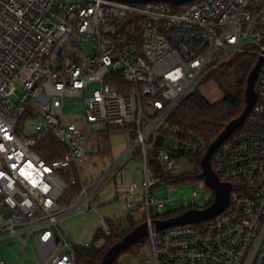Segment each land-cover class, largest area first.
<instances>
[{
  "label": "built area",
  "instance_id": "2783aa9c",
  "mask_svg": "<svg viewBox=\"0 0 264 264\" xmlns=\"http://www.w3.org/2000/svg\"><path fill=\"white\" fill-rule=\"evenodd\" d=\"M174 5L0 0V229L25 242L32 237L38 264H87L78 261L62 225L72 211L93 207L90 197L103 178L94 186L83 180L81 140L95 136L98 147L108 128L124 131L130 143L117 164L142 161L144 199L133 181L126 205L147 210L153 264H264V0H202L182 12ZM86 40L95 41L91 56L82 52ZM242 53L262 58L257 100L247 127L234 131L212 156L220 180L232 184L230 203L211 219L157 229L152 206L162 210L169 198L154 191L180 185L160 182L152 158L177 174L190 170L182 169L185 164L194 168L206 148L203 141L186 143L190 153L183 152L184 143L163 135L165 121L211 63L214 69ZM54 57L58 64L49 65ZM110 79H120L122 89ZM68 95L84 96L82 116L65 117ZM28 118L36 122L34 133L20 127ZM49 135L68 148L60 158L47 160L36 149ZM78 183L80 192L69 200ZM186 185H199L205 198L204 205L187 207L214 201L204 181ZM100 229L111 233L107 218Z\"/></svg>",
  "mask_w": 264,
  "mask_h": 264
},
{
  "label": "rangeland",
  "instance_id": "374dc122",
  "mask_svg": "<svg viewBox=\"0 0 264 264\" xmlns=\"http://www.w3.org/2000/svg\"><path fill=\"white\" fill-rule=\"evenodd\" d=\"M112 29L114 30L115 27H112ZM81 48L85 55L91 56L94 53L95 41L86 40L82 43ZM48 63L56 66L58 59L54 57ZM212 68L213 63L208 66L207 72L199 79L195 88L209 101L216 102L223 98L226 93L233 94L236 92L237 84L244 73L234 67L224 78L217 82L208 78V70ZM99 85V82L91 84L88 91L90 92ZM84 112V96L68 95L65 97V117L82 116ZM35 123L33 118H28L20 124V127L22 126L23 131L27 134L34 133L36 131ZM104 126L105 124H101L98 128L101 129ZM111 140L113 154L105 157L97 152L98 147L95 136L81 140L86 148V155L79 163L83 180L87 184H91V186H94L100 179L103 178V180L90 197L91 204L94 207L81 212L74 210L63 221L62 230L77 245L85 246L87 242H90V246L100 247L103 244V236L100 239H94V235L101 228L103 218H107L110 223L122 229L129 224V213L136 218L147 214L146 208L142 206L130 210L126 205V197L133 194L130 189L133 181L138 183L137 197L140 201L144 199L142 161L140 158H126L117 164L130 146V143L122 130H115L112 133ZM182 169L193 170V165L185 164ZM194 190L198 191L197 196L193 195ZM154 194L159 198H169L162 210H159L155 205L152 206L154 214L175 211L187 206H202L205 203L203 189L199 185L166 186L162 190L156 189ZM0 260L4 264H38L40 258L36 243L32 237H29L25 242L18 236L8 235L6 230L0 229ZM120 261L122 264H153L152 247L146 242L138 254L122 253Z\"/></svg>",
  "mask_w": 264,
  "mask_h": 264
},
{
  "label": "trees",
  "instance_id": "16d2710c",
  "mask_svg": "<svg viewBox=\"0 0 264 264\" xmlns=\"http://www.w3.org/2000/svg\"><path fill=\"white\" fill-rule=\"evenodd\" d=\"M202 0H194L184 4H175L174 10L177 12H182L189 8L192 4L198 3ZM257 62V56L242 53L236 54L229 58L228 60L221 63L218 67L212 69L209 73L208 78L214 79L219 82L224 78L228 72L236 67L243 71V76L237 84L236 92L233 94L226 93L223 98L216 102L209 101L199 90H195L189 95H187L168 115L164 128L162 130L163 135H169L173 138L180 140L184 143L183 152L190 153V147L186 145L194 144L199 142L205 143V150L196 155L197 162L193 170H185L177 174H170L164 168L160 166L156 158H152L151 164L156 171V176L160 178V182L168 184H191L199 181H204V176L202 174L201 159L206 152L208 146L219 136L223 131L225 126L233 119L238 117L246 106V88H247V77L250 71L253 69ZM111 84L122 89V81L120 79L108 80ZM247 127V123H244L235 132L243 130ZM115 129L108 128L105 131H101L99 141H98V153L101 156H111L113 154L112 145V133ZM163 138V137H161ZM38 153L47 160H53L60 158L67 151L68 148L60 139L49 135L41 137L36 145ZM77 175V174H76ZM78 176V175H77ZM80 183L73 186V190L69 195V200H71L74 194L80 192ZM210 189V187L207 186ZM189 208L185 207L183 209L168 211L161 214H154L152 212V217L155 219H166L180 215L185 210ZM147 214L141 217H135L129 213L128 221L129 224L125 228H118L112 223H110L111 233L104 234L101 229H98L97 233L94 235V239H100L104 237V242L100 247L97 246H84L75 244V249L80 263L87 264H101L104 256L116 242L121 240L127 233L132 231L136 226L146 221ZM146 243V238L140 239L139 241L131 244L129 247L124 249L112 264H122L120 261V255L122 253L138 254L141 247Z\"/></svg>",
  "mask_w": 264,
  "mask_h": 264
},
{
  "label": "water",
  "instance_id": "95a60500",
  "mask_svg": "<svg viewBox=\"0 0 264 264\" xmlns=\"http://www.w3.org/2000/svg\"><path fill=\"white\" fill-rule=\"evenodd\" d=\"M130 3H148L154 1H165L172 4H184L194 0H119ZM262 64V58H260L253 69L250 71L247 77L246 88V106L242 113L231 120L219 134V136L208 146L206 152L201 159L202 174L205 179V183L210 187L214 193V201L204 208H189L180 215L166 218V219H154L153 222L157 229H164L174 225H182L194 222H201L211 219L223 212L230 203V194L232 184L230 182H223L220 180L218 174L215 172L212 166V156L216 149L239 127H241L246 121L247 116L251 112L256 100L257 92L255 90V82ZM149 224L147 221L136 226L132 231L127 233L121 240L116 242L108 250L104 256L101 264H112L124 249L131 244L145 238L148 235Z\"/></svg>",
  "mask_w": 264,
  "mask_h": 264
},
{
  "label": "crops",
  "instance_id": "0c3cea01",
  "mask_svg": "<svg viewBox=\"0 0 264 264\" xmlns=\"http://www.w3.org/2000/svg\"><path fill=\"white\" fill-rule=\"evenodd\" d=\"M122 156H123V155H122ZM98 202H99V201H98ZM100 202H101V200H100ZM100 202H99V203H100ZM90 204H91V201H90ZM91 205H92V204H91ZM92 206H93V205H92ZM93 207H94V206H93Z\"/></svg>",
  "mask_w": 264,
  "mask_h": 264
}]
</instances>
